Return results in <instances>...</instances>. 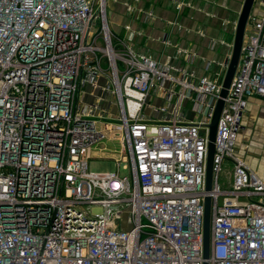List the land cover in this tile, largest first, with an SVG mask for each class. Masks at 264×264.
I'll list each match as a JSON object with an SVG mask.
<instances>
[{
  "label": "built area",
  "instance_id": "1",
  "mask_svg": "<svg viewBox=\"0 0 264 264\" xmlns=\"http://www.w3.org/2000/svg\"><path fill=\"white\" fill-rule=\"evenodd\" d=\"M114 36L106 0H0V264H203L206 194L208 264H264V180L234 154L248 98L264 97V0L246 21L208 192L224 74L213 60L198 73L187 52L190 68H169L134 50L133 32ZM107 129L116 169L91 171Z\"/></svg>",
  "mask_w": 264,
  "mask_h": 264
},
{
  "label": "rangeland",
  "instance_id": "2",
  "mask_svg": "<svg viewBox=\"0 0 264 264\" xmlns=\"http://www.w3.org/2000/svg\"><path fill=\"white\" fill-rule=\"evenodd\" d=\"M168 3L174 17H168L167 23L166 20L161 22L162 28L157 30L159 32L155 30L156 34H154L148 29L149 26L152 27L154 21L149 18V14L167 16ZM242 3L243 0H106V18L114 39V35L124 36L133 32L134 40L130 45L137 52L167 64L169 68H179L180 65L190 68V62L184 60V56L186 52L189 54L191 51L203 56L196 48L210 50V46L215 45L223 56L231 53L234 29ZM209 30L214 33H210ZM165 33L169 35L167 39L171 40L167 45L172 49L164 48ZM196 34H199L203 40L201 37H196ZM199 42L201 46L198 45ZM193 58L196 60L195 55ZM203 59L206 61L204 56ZM192 68L199 71L198 66ZM94 92L100 93V90L96 89ZM160 92L161 90H157V93ZM256 97L261 98V96ZM258 98L249 100L245 106L234 154L242 158L264 180V97ZM95 99L90 91L84 101ZM160 99L155 98L154 103L159 104ZM189 106L188 103L183 108ZM113 115H117L116 109ZM105 132L110 137L98 142V146L103 147L94 148L88 161L91 171L116 169V160L120 156L118 153L120 143L113 129H107ZM123 165L124 162H120V173L128 174L129 167L125 168ZM231 169V164L224 160L218 178L223 188L230 185Z\"/></svg>",
  "mask_w": 264,
  "mask_h": 264
},
{
  "label": "water",
  "instance_id": "3",
  "mask_svg": "<svg viewBox=\"0 0 264 264\" xmlns=\"http://www.w3.org/2000/svg\"><path fill=\"white\" fill-rule=\"evenodd\" d=\"M254 0H243L241 9L235 25L232 49L229 58L227 59V67L222 79L219 97L216 101L211 121L209 123L208 134V148L206 159V173H205V191L208 192L212 185V167H213V153H214V139L216 133L217 121L224 103V97L227 94V89L230 85L232 76L235 72L237 62L239 59L241 45L243 41L244 29L248 15L252 9ZM210 195L206 194L204 199V216H203V256L205 258L203 264H208L206 258L209 255L210 243Z\"/></svg>",
  "mask_w": 264,
  "mask_h": 264
},
{
  "label": "crops",
  "instance_id": "4",
  "mask_svg": "<svg viewBox=\"0 0 264 264\" xmlns=\"http://www.w3.org/2000/svg\"><path fill=\"white\" fill-rule=\"evenodd\" d=\"M170 3H168L167 4V9H168V14H167V16L165 15V16H161V15H158V14H151L150 16H149V18L150 19H153L154 21H153V23L151 24V26L152 27H148V29L149 30H151L154 34H156L155 33V30L157 31L158 29H160V28H162V25H160V23L161 22H164L165 20V23H167V20H169L168 19V17H170V16H172V17H174V15H173V10L170 8ZM155 7V6H154ZM154 11V10H153ZM154 13V12H153ZM156 16V17H155ZM159 16H161V17H159ZM161 20H163V21H161ZM235 30V29H234ZM157 32H159V31H157ZM209 32L210 33H214V31H211V30H209ZM169 36V35H168ZM196 37H201L199 34H196ZM233 37H234V35H233ZM164 39V38H163ZM201 39L203 40V38L201 37ZM202 40H201V42H202ZM171 41V40H170ZM164 42V41H163ZM201 42H199V46H201ZM188 43H191V41H188ZM232 43H233V41H232ZM168 43H165L164 42V48L165 49H172V47L170 46H168L167 45ZM195 44H196V42H195ZM169 47V48H168ZM210 50L207 48V50H202V49H200V48H196V50H200V51H198V52H201V54L206 58V60H213L214 61V63H213V72H217V76L220 78V77H222V75L224 74V72H225V62H226V60L229 58V56H230V53L228 54V55H225V56H223L222 55V53L221 52H219V49L217 48V46L215 47V45L213 46V47H211L210 46ZM217 48V49H216ZM215 49H216V51H215ZM231 49H232V44H231ZM188 52H190V51H188ZM192 52V53H191ZM190 53L191 54H194L195 56H196V60L194 59V66H198L199 68V71L196 69V71L198 72V73H200V72H203L204 70H203V65H204V59H203V56H201L199 53H197V52H194V51H191ZM185 60V59H184ZM204 60V61H203ZM204 62V63H203ZM253 98H258V97H256V96H250L249 98H248V101L249 100H251V99H253ZM263 97H261V98H258V99H262ZM248 103V102H247ZM99 147H101L100 145H99Z\"/></svg>",
  "mask_w": 264,
  "mask_h": 264
}]
</instances>
